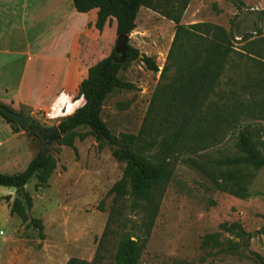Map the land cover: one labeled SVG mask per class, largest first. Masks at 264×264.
I'll return each mask as SVG.
<instances>
[{
    "label": "rangeland",
    "instance_id": "374dc122",
    "mask_svg": "<svg viewBox=\"0 0 264 264\" xmlns=\"http://www.w3.org/2000/svg\"><path fill=\"white\" fill-rule=\"evenodd\" d=\"M238 1L243 3L245 15L227 0H191L181 24L206 23L230 33L232 21L251 18L248 12L258 9L259 0ZM258 18L260 34L230 39L215 90L188 130L189 142L201 148L176 162L139 264H260L256 256L264 259V168L217 164L225 157L242 156L236 147L242 129L264 156V89H255V82L264 78V14ZM248 24H241L242 32L252 31ZM174 31L171 21L140 9L131 45L153 58L159 71L153 73L135 61L119 72V78L134 89L113 91L102 106L101 118L120 145L122 135H137L140 130ZM243 85L249 88L243 91ZM83 102L76 96L58 117H36L28 111L23 115L40 128L58 126ZM112 151L92 135L84 140L76 137L73 148L58 142L43 146L42 152L56 160V169L42 188L35 189L37 179L32 177L25 190L32 201L29 217L41 220L44 239L32 224L22 223L14 215L11 226H0V241L6 242L1 252L3 264H66L71 258L92 261L112 204V196L107 194L124 168ZM22 193L18 192L21 200ZM102 201L103 211H99ZM128 217L139 224L138 217ZM222 224H238L246 235L225 232ZM206 235H218L220 245L203 244ZM113 253L110 244L104 264L111 262Z\"/></svg>",
    "mask_w": 264,
    "mask_h": 264
},
{
    "label": "trees",
    "instance_id": "16d2710c",
    "mask_svg": "<svg viewBox=\"0 0 264 264\" xmlns=\"http://www.w3.org/2000/svg\"><path fill=\"white\" fill-rule=\"evenodd\" d=\"M190 1L72 0L79 13L97 9L94 27L100 32L115 18L116 36L128 37L136 28L135 21L140 8L149 9L171 21L175 31L165 65L137 135H122L120 145V141L111 134L101 118L102 106L113 91L134 89L131 83L119 78L121 70L139 61L149 71H159L153 58L145 55L139 58V50L130 44L128 38L125 41L116 39L111 53L89 68L87 77L78 87V96L84 99L83 106L61 120L57 126L62 135L58 142L60 145L73 148L76 137L84 140L92 135L101 145H110L113 158L124 164L121 178L107 194L112 196V204L92 261L71 258L66 264H104L108 259L106 254L110 244L114 246V253L109 264H139L176 162L182 156L196 153L201 148L199 144L189 142L188 130L196 114L215 90L231 47L230 39H234L237 34L245 39L251 34L261 33L258 12L253 11L248 12L251 18L244 20L243 17L241 22L232 21L230 33L206 23L182 25L181 19ZM227 1L241 14H246L242 2ZM248 22L252 31L241 32V24ZM248 88V85L242 86L243 91ZM255 89H264V78L255 82ZM237 105L243 107L241 101ZM5 108L0 103V116L15 132L19 131L18 126L3 112ZM33 128H40L35 121L31 122L26 132L39 138ZM79 128H87L89 131L79 133ZM236 147L242 156L225 157L217 161V164L264 168V156L252 142L247 130L238 131ZM56 163L53 157L41 152L22 173L0 175V186L14 187L23 192L22 200L15 198L11 205V216L16 215L22 223L32 224L41 240L44 239L42 222L29 217L32 201L23 187L32 177H36L35 189L42 188L56 169ZM98 210L103 211V201ZM129 215L138 217L139 224L131 220ZM129 223L132 225L128 227ZM221 228L231 234L246 235L238 224H222ZM217 239L218 235H206L203 244L207 245L211 241L217 247L220 245ZM256 257L260 264H264L263 258Z\"/></svg>",
    "mask_w": 264,
    "mask_h": 264
},
{
    "label": "crops",
    "instance_id": "0c3cea01",
    "mask_svg": "<svg viewBox=\"0 0 264 264\" xmlns=\"http://www.w3.org/2000/svg\"><path fill=\"white\" fill-rule=\"evenodd\" d=\"M251 11L260 16L262 0ZM96 19L97 9L79 13L72 0H0V103L36 117H58L68 109L89 68L111 53L117 39L115 18L101 32L94 27ZM127 38L133 43L134 31ZM43 146L32 134L15 132L0 116V175L22 173ZM18 192L0 186V226L12 225L10 208Z\"/></svg>",
    "mask_w": 264,
    "mask_h": 264
},
{
    "label": "water",
    "instance_id": "95a60500",
    "mask_svg": "<svg viewBox=\"0 0 264 264\" xmlns=\"http://www.w3.org/2000/svg\"><path fill=\"white\" fill-rule=\"evenodd\" d=\"M117 39L125 41L127 39V36L117 37ZM142 57L143 55L139 56V58H142ZM3 112L22 131H26L32 122V118L30 116H24L8 108L3 109ZM33 132L42 141L44 147L50 146L51 144L59 142L62 139V135L60 131L58 130L57 126H52V127H47V128H33Z\"/></svg>",
    "mask_w": 264,
    "mask_h": 264
}]
</instances>
